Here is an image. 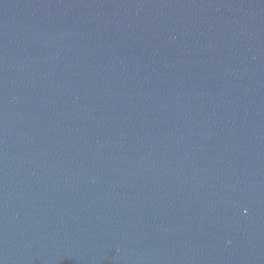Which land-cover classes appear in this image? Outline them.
<instances>
[{"label": "water", "instance_id": "obj_1", "mask_svg": "<svg viewBox=\"0 0 264 264\" xmlns=\"http://www.w3.org/2000/svg\"><path fill=\"white\" fill-rule=\"evenodd\" d=\"M0 264H163L82 189L1 94Z\"/></svg>", "mask_w": 264, "mask_h": 264}]
</instances>
